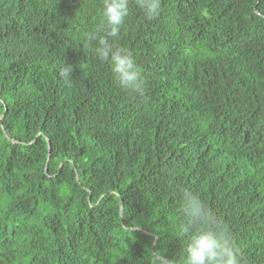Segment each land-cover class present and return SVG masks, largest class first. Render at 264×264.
I'll return each mask as SVG.
<instances>
[{
    "label": "trees",
    "instance_id": "1",
    "mask_svg": "<svg viewBox=\"0 0 264 264\" xmlns=\"http://www.w3.org/2000/svg\"><path fill=\"white\" fill-rule=\"evenodd\" d=\"M101 8L0 0V264H182L186 192L264 264V0H130L142 94L86 46Z\"/></svg>",
    "mask_w": 264,
    "mask_h": 264
},
{
    "label": "clouds",
    "instance_id": "2",
    "mask_svg": "<svg viewBox=\"0 0 264 264\" xmlns=\"http://www.w3.org/2000/svg\"><path fill=\"white\" fill-rule=\"evenodd\" d=\"M100 24L94 32L85 33L86 46L96 41L95 54L101 61L108 62L119 86L142 94L144 81L142 69L131 51L114 47L108 38H118L130 14V0H101ZM149 20L160 15L161 0H136ZM106 32L105 37L98 36ZM73 68L66 65L59 76L66 83L72 81ZM182 213L185 221L178 224L177 234L186 241L182 264H241L242 251L228 234L225 224L218 221L209 207L198 195L185 193ZM151 264H171L166 258L153 252Z\"/></svg>",
    "mask_w": 264,
    "mask_h": 264
},
{
    "label": "water",
    "instance_id": "3",
    "mask_svg": "<svg viewBox=\"0 0 264 264\" xmlns=\"http://www.w3.org/2000/svg\"><path fill=\"white\" fill-rule=\"evenodd\" d=\"M3 116V115H2ZM123 209H124V206H123V203L121 202V206H120V214L123 213Z\"/></svg>",
    "mask_w": 264,
    "mask_h": 264
}]
</instances>
